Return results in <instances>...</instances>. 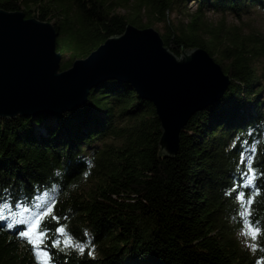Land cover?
<instances>
[{
  "label": "trees",
  "instance_id": "trees-1",
  "mask_svg": "<svg viewBox=\"0 0 264 264\" xmlns=\"http://www.w3.org/2000/svg\"><path fill=\"white\" fill-rule=\"evenodd\" d=\"M253 7L264 10V0H0V10L52 23L57 51L70 60L87 57L128 25L160 23L174 54L203 48L227 63L231 77L223 98L189 121L173 159L159 153L153 104L118 81L102 83L86 105L59 117L0 118V189H11L13 203L21 192L23 199L54 195L60 224L94 249L90 260L49 247L53 264H256L264 255V87L254 67L264 58V37L208 21L211 12L240 21ZM173 14L185 20L175 24ZM245 140L248 147L257 142L259 194L250 206L262 229L256 253L241 243V205L230 192L245 170ZM243 191L247 200L252 190ZM56 226L47 219L52 238ZM0 264H37L31 245L4 222Z\"/></svg>",
  "mask_w": 264,
  "mask_h": 264
},
{
  "label": "water",
  "instance_id": "water-1",
  "mask_svg": "<svg viewBox=\"0 0 264 264\" xmlns=\"http://www.w3.org/2000/svg\"><path fill=\"white\" fill-rule=\"evenodd\" d=\"M58 32L23 11L0 10V118L59 117L87 104L102 83L131 85L153 104L161 124L159 153L175 158L182 134L231 84L227 68L200 47L174 54L154 28L128 25L87 57L62 65Z\"/></svg>",
  "mask_w": 264,
  "mask_h": 264
},
{
  "label": "snow or ice",
  "instance_id": "snow-or-ice-1",
  "mask_svg": "<svg viewBox=\"0 0 264 264\" xmlns=\"http://www.w3.org/2000/svg\"><path fill=\"white\" fill-rule=\"evenodd\" d=\"M243 143L244 148L241 151L240 164L244 166L245 170L239 173L240 180L238 183L232 185L230 192L236 193V200H238L241 205L239 216L243 220L242 235L251 238L254 243L249 245V247L253 251H256L258 245L255 241L262 235V229L251 221L250 206L255 195L259 194V188L256 186L257 173L253 168L257 142H253L250 147H248V141L245 140ZM246 154L247 163L245 164ZM87 174V172L84 173L85 176H87ZM59 175L60 174L57 173V176ZM47 187H50L53 193L56 191L54 185H49ZM243 189L252 190V195L247 200L245 199V191H243ZM43 195L44 197H49L48 192H44ZM0 197H2V199H0V222H4L7 229L16 230L18 236L31 245L37 257V264H53V253L48 250L49 247L64 252L68 249H73L78 255L87 253L90 260L96 258L94 249L86 248L83 242L75 243L72 237L67 234L66 227L60 224L61 217L54 214L55 205L57 203L54 195L47 200L45 205L40 203L41 196L39 191H37L35 197H29L28 199H23V192H21V199L16 203H13L11 198V189H0ZM29 199L32 200L34 207L38 209L43 208V210L28 214L29 207L25 205L28 204ZM13 208L19 209V211H13ZM47 218H51V220L57 224L54 230L55 238H52L50 235L52 229L46 227ZM20 225L25 226L23 230L18 228ZM49 239H51L50 246L46 244V241ZM256 264H264V258L258 260Z\"/></svg>",
  "mask_w": 264,
  "mask_h": 264
},
{
  "label": "rangeland",
  "instance_id": "rangeland-1",
  "mask_svg": "<svg viewBox=\"0 0 264 264\" xmlns=\"http://www.w3.org/2000/svg\"><path fill=\"white\" fill-rule=\"evenodd\" d=\"M190 8V7H189ZM196 9V5H194L193 7H191V10H195ZM185 18L178 16V14H173L170 17V21L177 24L178 22L184 21ZM226 21V23L228 24V26L230 27H239L242 28L244 31V34L248 35V34H259L260 36L264 37V10L262 8H257V7H253L251 8L248 13L244 14L242 16V19L239 21L235 18H233L230 15L227 16H222L219 13H210L208 14V21L212 24H218L220 21ZM165 25L164 24H160V23H156V25H154L152 28H154L161 36L164 35L165 29H164ZM71 63L70 58L63 56L62 55V65L66 64L69 65ZM219 63V62H218ZM220 65L225 69L227 68V63H220ZM254 67L257 69L258 72V76L260 77L262 83H261V87H264V58H258L254 61ZM259 90H262L261 92V97H264V89L260 88ZM52 195L49 194V197H44V195H41V200L40 203L42 205H45L47 203V200L51 197ZM43 208H36V207H32L29 208V213H34V212H38V211H42ZM15 211H19L18 209H16ZM26 214V215H28ZM48 219V218H47ZM68 234V233H67ZM69 235V234H68ZM241 238V243L243 244V246L245 248H248L249 250H251V252L256 253V251H253L249 245H251L252 243H254L250 237L240 235ZM73 239V238H72ZM73 241L75 243H79L77 242L75 239H73ZM255 243L257 244V241H255ZM86 244L84 243V246L86 248H89ZM91 249H93L91 247ZM264 258V255H259L258 256V260Z\"/></svg>",
  "mask_w": 264,
  "mask_h": 264
},
{
  "label": "bare ground",
  "instance_id": "bare-ground-1",
  "mask_svg": "<svg viewBox=\"0 0 264 264\" xmlns=\"http://www.w3.org/2000/svg\"><path fill=\"white\" fill-rule=\"evenodd\" d=\"M19 210V209H18ZM7 214V213H6ZM20 226H23V225H20Z\"/></svg>",
  "mask_w": 264,
  "mask_h": 264
}]
</instances>
